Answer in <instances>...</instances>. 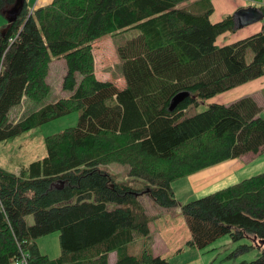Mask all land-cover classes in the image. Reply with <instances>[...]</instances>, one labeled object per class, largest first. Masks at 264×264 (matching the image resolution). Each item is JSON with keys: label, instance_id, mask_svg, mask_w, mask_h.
Returning <instances> with one entry per match:
<instances>
[{"label": "trees", "instance_id": "1", "mask_svg": "<svg viewBox=\"0 0 264 264\" xmlns=\"http://www.w3.org/2000/svg\"><path fill=\"white\" fill-rule=\"evenodd\" d=\"M15 2L0 0V12ZM29 10L23 0L0 29V143L79 115L74 126L45 136L44 157L17 172L0 166V264L23 253L27 264H170L148 241L153 217L142 193L162 208L180 206L187 247L202 250L225 234L260 238L259 255L240 264H264V171L213 192L199 208L181 205L171 186L264 146V118L252 95L186 115L189 106L264 75V24L219 45L235 21L227 14L211 22V0H52ZM129 28L139 33L117 47L125 80L119 88L95 76L92 42ZM51 56L65 60L62 87L69 93L44 103ZM181 91L188 96L169 110ZM24 98L37 107L10 119ZM111 163L127 165L143 186L115 180L104 168ZM53 232L57 256L36 242ZM250 247L240 244L233 254Z\"/></svg>", "mask_w": 264, "mask_h": 264}, {"label": "rangeland", "instance_id": "2", "mask_svg": "<svg viewBox=\"0 0 264 264\" xmlns=\"http://www.w3.org/2000/svg\"><path fill=\"white\" fill-rule=\"evenodd\" d=\"M51 1L52 0H26L27 5L30 8L29 12H32L31 9L34 7L48 4ZM245 1L248 2L247 6H253V4H255L252 0ZM257 4L258 3H256V5ZM257 6H259V4ZM11 10L12 9L8 10V12H0V29H3L5 25L9 23ZM262 24H264V18L258 21L256 20L248 25L235 27L233 31H230L224 36H220L218 38V44L222 45L225 42L229 43L228 41L231 42L255 33L261 29ZM138 33L139 31L137 29L129 28L114 35H104L92 42L94 73L98 79L112 81L119 88L124 86L125 80L121 72V61L117 53V47L123 45L127 40L136 36ZM226 38L229 39L225 40ZM250 58L251 55L248 54L247 60H250ZM65 73L66 65L64 58L51 56L47 76L51 90L44 103L68 95L69 91L62 87ZM79 79L80 77L77 75V80ZM259 89L260 88H257V90L254 89V96L257 98L258 103L261 106L259 115L264 118V89ZM227 96L228 94L226 93L221 96V99L224 98V103L232 101L227 99ZM212 102H215V100L210 101V99H207L201 101L197 106L191 105L188 107L186 115H192L196 112L202 111ZM36 107L35 103L24 98L19 105L11 109L9 118L12 120L19 118L28 108L33 109ZM78 115L79 111H74L51 119L13 139L0 143V166L7 170L17 172L19 171L20 165L44 157L46 154L44 144L45 136L59 132L67 127L74 126L77 123ZM236 159L237 160L233 161L230 165H227L225 168L223 167L224 170L220 167L222 169L219 171H208L205 173L206 175L199 177L203 180L199 188H194L188 184V176L175 180L171 186L174 188L173 192L176 200L181 205L195 206L199 208L200 204L198 202L209 197L213 192L238 183L244 178L263 172L264 146L257 153H246L236 157ZM104 168L117 181L131 184L136 187H141L144 184L143 180L128 176L127 165L111 163ZM193 193L196 194V197H194ZM139 200L151 216L152 214H156L157 208H160V206L155 205L145 193H142L139 196ZM115 205L116 204L111 203L108 204V207L112 208ZM36 242L40 251L49 256H57L61 251L57 232L41 236L36 239ZM256 243L261 244V239L256 238V240H252L251 238L244 237L237 241H232L229 235L225 234L202 250L195 249L192 251L191 249L186 248L185 253L175 256L168 261L170 264H240L243 259L249 261L259 255L260 249ZM240 244H248L251 245V247L246 251L238 250L234 255L233 252ZM140 247L141 242L139 240L131 245V250L138 253ZM227 254L230 256L225 259ZM110 257V260L114 258V253H112ZM210 259H213V261L211 262Z\"/></svg>", "mask_w": 264, "mask_h": 264}, {"label": "crops", "instance_id": "3", "mask_svg": "<svg viewBox=\"0 0 264 264\" xmlns=\"http://www.w3.org/2000/svg\"><path fill=\"white\" fill-rule=\"evenodd\" d=\"M211 3L213 5V12L210 15V20L211 22H217L221 20L225 15L234 14V12L237 9L241 7H246L248 2L245 0H211ZM254 3L255 4H253V6H257L259 4L258 2H254ZM256 3L258 4L256 5ZM227 33L229 32H226L220 36H224ZM220 36L217 37L216 40L217 43H218V38ZM228 39L226 38L225 40ZM257 88H260L259 90L264 89V75L257 79L236 86L230 90L222 92L218 95H215L209 99L210 101L215 100L216 103H224L225 102L224 98L221 99V96L226 93L228 94L227 99L233 101L244 95L254 96V89L257 90ZM236 160H237L236 158L227 159L219 163H216L214 165H211L209 167L203 168L197 172H194L188 175V184L194 188H199V186L203 182V180L199 177L206 175L205 173H207L208 171H214V172L219 171L223 167L225 168L227 165H230L231 163H233V161ZM214 184H218V183H214ZM172 189L174 190V188ZM193 194L194 197H196V194L195 193ZM152 216L153 219L150 225V235L148 237V240L151 244V248L154 254L161 255L167 258L168 260H170L175 256L185 253L186 248L191 249L192 251L196 249L186 246V241L190 238V232L181 214L180 206L175 208H162V207L157 208L156 214L154 215L152 214ZM113 260L114 258H112L110 261ZM210 260L211 262L213 261V259Z\"/></svg>", "mask_w": 264, "mask_h": 264}, {"label": "water", "instance_id": "4", "mask_svg": "<svg viewBox=\"0 0 264 264\" xmlns=\"http://www.w3.org/2000/svg\"><path fill=\"white\" fill-rule=\"evenodd\" d=\"M22 1L23 0H16L15 4L12 7L9 21H12L14 19L16 12L21 7ZM233 18L236 24L235 27L248 25L250 23L255 22L256 20L258 21L263 19L264 10H261L259 7L255 6L241 7L234 12ZM187 96L188 92L186 91H181L174 95L170 101L169 110H173L177 106V104Z\"/></svg>", "mask_w": 264, "mask_h": 264}, {"label": "built area", "instance_id": "5", "mask_svg": "<svg viewBox=\"0 0 264 264\" xmlns=\"http://www.w3.org/2000/svg\"><path fill=\"white\" fill-rule=\"evenodd\" d=\"M253 2H258L261 6H264V0H252ZM14 264H27V256L23 253L21 258Z\"/></svg>", "mask_w": 264, "mask_h": 264}]
</instances>
